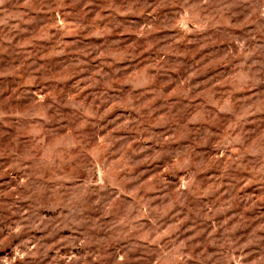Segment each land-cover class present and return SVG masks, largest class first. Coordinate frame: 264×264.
<instances>
[{
    "label": "rangeland",
    "instance_id": "obj_1",
    "mask_svg": "<svg viewBox=\"0 0 264 264\" xmlns=\"http://www.w3.org/2000/svg\"><path fill=\"white\" fill-rule=\"evenodd\" d=\"M0 264H264V0H0Z\"/></svg>",
    "mask_w": 264,
    "mask_h": 264
}]
</instances>
